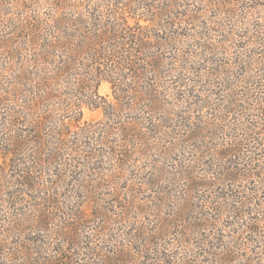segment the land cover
<instances>
[{
  "label": "trees",
  "instance_id": "1",
  "mask_svg": "<svg viewBox=\"0 0 264 264\" xmlns=\"http://www.w3.org/2000/svg\"><path fill=\"white\" fill-rule=\"evenodd\" d=\"M189 1L0 0V252L8 260L19 254L20 259H26L19 264H33L25 255L24 243L6 242L8 236L14 239L33 231V227L53 231L54 239L65 246L80 245L71 224L68 229L60 226V232L59 226L54 227L59 225L56 221L63 222L62 217L67 219L71 214L62 212L63 216L56 217L52 212L62 209L55 194L66 181L69 167L72 173L80 174L78 169L83 167L77 164L97 157L81 150L79 139H71V133L95 131L84 120V107L102 106L109 119L142 97L151 101V110L157 111L176 95L170 85L160 91L159 82L140 84L139 80L148 78L152 71L166 74L164 64L170 61L165 55L170 46L196 35L191 29L193 24L200 26L201 8L189 9ZM209 1L208 8L219 12L215 17L218 22L210 18L209 26H200L205 31L198 37L204 41L194 47L200 46L201 58L207 60L208 53L229 52L237 41L241 47L238 53L242 54V64H238L256 66L251 71L247 67L246 73L240 74L242 78L231 79L236 76L234 69L227 71L226 64L208 59L211 75L225 76L216 82L220 90L209 88L218 102L209 101L214 119L208 124L217 121L214 134L225 138L226 144L218 142L219 150L209 147L208 157L215 160L207 164L208 175L201 183L194 182L196 176L186 178L193 184L185 189V199L192 197L191 185L216 193L211 196L213 201H200L196 196L206 207L187 210L199 215L189 226L185 224V208L171 218L158 215L161 220L153 226H139L141 221L131 224L137 225L133 240L141 244L140 253L150 264H254L256 255L264 252V0ZM184 24L190 26V32L180 38L176 27ZM217 26L219 30L214 29ZM213 32H219L222 39H213ZM105 80L120 102L112 110L100 102L98 86ZM211 82L208 87L218 86ZM196 88L198 92L208 91L200 85ZM221 93L226 98L221 99ZM228 115L238 117L227 120ZM115 124L106 125L105 134L117 133L113 132ZM138 133L131 127L120 131L126 147L139 141ZM193 168L194 164L187 169ZM219 189L226 191L225 195L221 196ZM21 205L30 210L17 213ZM46 223L50 227H45ZM195 227L202 230L196 232ZM224 230L228 234H220ZM249 246L262 251L247 254ZM55 250L56 254L62 252ZM117 260L123 264L124 259ZM62 261L74 262L72 256Z\"/></svg>",
  "mask_w": 264,
  "mask_h": 264
},
{
  "label": "rangeland",
  "instance_id": "2",
  "mask_svg": "<svg viewBox=\"0 0 264 264\" xmlns=\"http://www.w3.org/2000/svg\"><path fill=\"white\" fill-rule=\"evenodd\" d=\"M217 1L221 2V0ZM188 3H190L188 8L191 10L196 7L201 8L199 11L201 22L198 23L200 26H209L210 18L218 22V18L215 17L219 12L208 8L209 0H192ZM227 25L231 28V24ZM200 26L192 25L191 32L196 34L193 38L180 39L181 42H176L177 45L170 46L167 55H165L168 57L167 62L170 61L169 64H164V69L167 70L166 74L152 71L147 74L148 78L142 76V79L139 80L140 84H146L150 80L154 84L159 82L158 89L160 91L166 85L174 87L173 91L176 95H171L161 109L151 110L149 108L151 101L145 97H142L133 106V102L129 103V108L119 111L115 116L111 115L109 119L105 117L102 106L84 107V120L90 122L91 129L95 131L86 133L80 130L81 133L72 132L70 137L79 139L81 150H88L91 157L96 153L97 157L90 158V161L87 162L82 160L80 162L83 164H77L79 168L83 167L78 170H82L85 174L80 171H78L80 174L72 173L73 168L69 167L66 181L62 182L55 194L62 209L61 211H52L56 217L63 216L62 212L71 214L70 216L66 214L67 219L62 217L63 222L56 221L59 225L54 227L59 226L58 230L60 226L68 229L71 224L79 235L80 245L77 247L72 244L65 246L62 241L54 239L53 231L44 232L36 227L32 228L33 231L23 232L22 235H18L14 239L8 236L6 242L14 240L21 244L24 243L25 255L33 264H63L62 258L71 256L74 260L73 264H119L117 259L120 258L124 259L123 264H126L127 260H135L137 264H150L144 260L143 253H140L141 244L133 240L137 225L131 224L141 221L143 223L139 226L147 224L153 226L156 225L154 224L156 221H159L158 219L161 220L158 215L171 218L170 216H174L175 212H180L185 208L186 214L188 212L185 224L189 226L199 215L189 213L190 211L187 210L199 211L201 205L206 207L205 202L198 203L196 196H200V201L202 198L213 201L211 196L216 193L213 189L211 192L205 188L197 190L192 185L189 190L192 197L190 200L185 199L188 197V193L185 195V189L191 183L193 184L186 178L190 176L194 179L196 176L197 180L194 182L201 183V178L208 175L207 164H212L214 159L212 156L208 157L209 147L219 150L218 142L226 144L223 141L225 138L222 139L220 135L219 139L214 134L217 121L208 124L214 119L211 117V109L208 107L209 101L218 102L216 95L211 94L209 88L212 91H216L217 88L220 90L216 82L225 77L211 75L208 66L212 64H208V59L226 64L224 66L227 71L234 69L236 76H231V79L242 78L240 74L246 73L249 67L247 64H243L241 67L242 54L238 53L241 51V47L238 46L237 41L232 43L231 51L208 53L207 60H203L200 55L202 52L200 46L199 48L194 47L197 42L204 41L198 37L199 32L205 31V28ZM211 26L214 24L212 23ZM176 29V32L182 35L180 38H184L190 32V26L186 24L176 27ZM214 29L219 30L218 26ZM223 34L226 35V33ZM210 36L217 41L222 39L219 32H213ZM193 49L196 50L195 54H193ZM179 59L182 61L179 62ZM239 62L241 64H238ZM254 66L256 64L251 63L248 70L251 71ZM129 80L130 82L134 81L133 78ZM211 81L218 86L214 87L212 84L211 87H208L209 83H212ZM196 85H200L202 89L208 91L198 92L199 88H196ZM98 92L102 97L101 104H105L103 106H111L112 110V107L117 108L120 104V102L117 103L109 81H103L98 86ZM223 95V93L219 94L221 99L226 98ZM124 102L128 104L129 101L125 100ZM237 117L238 115L234 116V118ZM234 118L231 115L227 116V120H234ZM111 123H117L114 126L116 129L113 131L117 133L105 134L103 129ZM230 124L235 128L233 123ZM125 127L134 128L136 133L139 132V141L130 143L129 147H126L127 143L122 138L124 135L120 134V131H123ZM233 131L235 134L236 129ZM183 140L185 141L183 142ZM249 143L253 145L254 141L250 140ZM84 164L85 166H83ZM193 164L195 168L187 169L192 168ZM218 192L222 196L226 191L219 189ZM178 196H183L184 200ZM27 209L29 208L21 205L16 208V212L21 214L28 211ZM71 216L76 220L71 219ZM77 220L80 224H77ZM72 222L74 223L72 224ZM47 223L45 227L48 226ZM193 229L196 232L202 230L196 227ZM220 234H228V230H224ZM257 245L261 246L260 243ZM191 248L194 249V247ZM55 249H61L62 252L59 253L62 256L56 254ZM261 251L259 247L255 248L254 246H249L246 249L247 254ZM126 254L132 255L134 258L126 257ZM6 257L0 252V264L26 262V259H20L19 254L14 260H8ZM55 260L58 261L55 262ZM254 264H264V252L256 255Z\"/></svg>",
  "mask_w": 264,
  "mask_h": 264
}]
</instances>
